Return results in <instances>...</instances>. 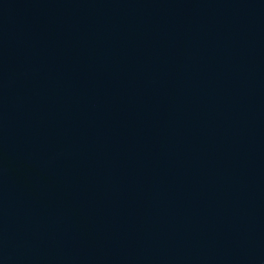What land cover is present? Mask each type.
<instances>
[{
	"label": "water",
	"instance_id": "obj_1",
	"mask_svg": "<svg viewBox=\"0 0 264 264\" xmlns=\"http://www.w3.org/2000/svg\"><path fill=\"white\" fill-rule=\"evenodd\" d=\"M0 264H264V0H0Z\"/></svg>",
	"mask_w": 264,
	"mask_h": 264
}]
</instances>
